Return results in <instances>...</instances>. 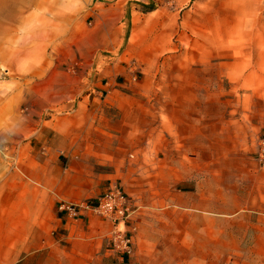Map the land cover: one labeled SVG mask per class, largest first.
<instances>
[{
	"label": "rangeland",
	"instance_id": "374dc122",
	"mask_svg": "<svg viewBox=\"0 0 264 264\" xmlns=\"http://www.w3.org/2000/svg\"><path fill=\"white\" fill-rule=\"evenodd\" d=\"M105 5L116 7L111 17L118 25L124 22L123 34L118 52L112 53L115 65L92 66L91 37L100 25L93 10ZM108 78L130 79L111 88L102 85ZM129 93L141 99L146 119L138 131L143 135L146 130L150 142L155 136L153 154L159 152V141L178 137L172 117L191 109L207 110L215 134L228 131L229 139L225 156L217 147L212 162L195 164L187 157L181 178L174 177L176 164L169 156L165 162L156 155L140 159L137 150L127 151L126 159L120 156L117 173L104 181L101 193L116 184L127 196L132 213L126 229L130 237H151L155 253L149 264H264V223L241 227V210L225 215L195 211L188 185L191 169L203 178L210 173L233 203L241 202V130L246 127L253 130L251 156L264 170L254 154L264 132V0H0V264H13L15 240L31 233L28 222L19 225L16 219L19 205L13 194L15 178H22L26 192L31 185L16 161L20 154L29 158L30 140L39 145L36 135L43 134L42 128L52 138L53 131L82 116L85 97L106 106L117 96L126 108ZM55 153L67 168L60 149ZM174 193L181 200H174ZM99 194L58 199L56 208ZM170 210L181 214L177 226H166ZM22 213L29 218V209ZM38 230L51 233L46 226ZM112 230L111 224L110 235ZM160 234L167 239L160 240ZM169 234H175L171 241Z\"/></svg>",
	"mask_w": 264,
	"mask_h": 264
},
{
	"label": "crops",
	"instance_id": "0c3cea01",
	"mask_svg": "<svg viewBox=\"0 0 264 264\" xmlns=\"http://www.w3.org/2000/svg\"><path fill=\"white\" fill-rule=\"evenodd\" d=\"M102 7L93 10L95 23L99 20L100 25L93 30L91 37L92 66H110L111 63L115 65L116 57L112 53L118 52L117 45L123 34L124 22L120 20L118 25L119 21L111 17L116 7ZM99 43L104 44L98 46L99 48L95 47ZM77 51H81L80 46ZM100 54L101 57L98 58ZM117 79L121 82H117ZM129 79L108 78L107 83L100 84H110L111 88H115L126 85ZM98 83L96 81L93 86ZM111 92L117 95L116 90ZM128 97L131 101H128L126 108L122 106V99L117 96L106 106L99 103L96 97L83 98L85 111L83 110L82 116L69 122L67 127L63 126L61 132L53 131L52 138L48 137L51 131L42 128L43 134L39 132L36 135L40 144L37 145L36 142L33 146V141L30 140L29 158L25 159L19 155V160L17 158L16 161L20 173L22 174L23 168L27 171L25 174L31 185L26 192L22 186V178H15L14 201L19 205L16 219L19 225L23 224V219L24 223L28 222L26 225L31 227V233L20 235L15 240L13 264H149L151 255L155 253V249L151 251L150 236L143 235L139 239L134 235L130 239L128 252L120 250L119 241L109 234V222L92 214L73 219L68 213L57 210L58 199L79 200L85 195L101 193L106 184L104 181L117 173V167L122 161L120 156L125 158L127 151L137 150L140 159L146 155L150 158L156 155L159 162H165L169 156L170 161L176 164L173 171L175 178H181V164L187 161V157L195 164L212 162L214 156L219 153L217 147L220 148L221 155L225 156L224 150L229 144L228 131H222L220 136L215 134L212 114L203 109H191L189 113L178 118L172 117L178 126V137L169 143L166 141L168 138L159 141V152L153 154L150 148L152 143L154 144L155 136L151 137L150 142L146 130L143 134L146 137L138 131L142 129L140 122L146 119L142 115L141 99L136 97L135 93H129ZM184 123L188 127L182 128ZM251 136V127H246L243 134L241 130V202L233 203L231 193L224 189V184L220 183V186L219 182H216L215 185L212 174L209 173V176L203 178L199 176L197 169H191L188 176L191 209L218 212L222 215L241 210V227L263 225L264 170L256 167L251 156ZM58 149L67 160V168L63 167L65 159L55 153ZM100 154L104 157L100 158ZM173 199L181 200L177 193L173 194ZM171 204L177 207L175 202ZM23 209H29V218L25 215L23 218ZM179 216L181 214L170 210L166 226H177ZM153 223L160 225L159 220ZM42 226H46L47 230L51 229V233H40L38 228ZM243 232L247 234L246 229ZM174 235H168L169 241ZM159 238L167 239L163 234H160ZM250 240L255 243L257 237L253 234Z\"/></svg>",
	"mask_w": 264,
	"mask_h": 264
},
{
	"label": "built area",
	"instance_id": "2783aa9c",
	"mask_svg": "<svg viewBox=\"0 0 264 264\" xmlns=\"http://www.w3.org/2000/svg\"><path fill=\"white\" fill-rule=\"evenodd\" d=\"M254 154L259 166L264 167V132L258 138ZM58 210L66 212L74 218L84 213H90L101 220L110 222L113 226L111 235L114 240L119 241L118 249L128 252L131 237L126 228L132 211L129 199L118 185H108L93 200L81 203L62 202L59 204ZM120 226L122 227L120 228Z\"/></svg>",
	"mask_w": 264,
	"mask_h": 264
}]
</instances>
